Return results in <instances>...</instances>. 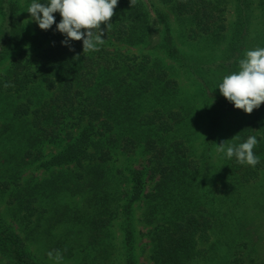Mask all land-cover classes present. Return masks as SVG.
Masks as SVG:
<instances>
[{
    "label": "trees",
    "instance_id": "16d2710c",
    "mask_svg": "<svg viewBox=\"0 0 264 264\" xmlns=\"http://www.w3.org/2000/svg\"><path fill=\"white\" fill-rule=\"evenodd\" d=\"M20 1L0 0V99L10 100L0 123V264H264V103L246 114L217 88L247 50L264 47V0L256 17L252 0H118L95 52H82V40L62 45L59 13L29 33ZM176 37L209 54L181 52ZM249 136L255 167L223 153L213 161L216 145ZM128 155L144 159L123 166ZM32 164L49 175L25 179Z\"/></svg>",
    "mask_w": 264,
    "mask_h": 264
},
{
    "label": "clouds",
    "instance_id": "9594fccd",
    "mask_svg": "<svg viewBox=\"0 0 264 264\" xmlns=\"http://www.w3.org/2000/svg\"><path fill=\"white\" fill-rule=\"evenodd\" d=\"M135 2L129 0L130 7ZM117 5L118 0H47V3L32 0L26 11L41 30L50 29L55 23L53 14L59 13L61 19L56 24V30L65 37L62 45L68 46L71 51L70 42L82 40V52H95L105 43L103 36L111 30L110 20ZM238 68V71L224 76L217 88L235 109L251 114L264 103V47L247 50L239 60ZM9 86L5 84V87ZM226 141L216 145L217 152L223 153L226 158L234 157L238 164L251 167L260 162L254 153L258 144L255 136H249L238 146L226 144ZM48 256L53 258V252H49ZM55 259H62L59 250H56Z\"/></svg>",
    "mask_w": 264,
    "mask_h": 264
},
{
    "label": "rangeland",
    "instance_id": "374dc122",
    "mask_svg": "<svg viewBox=\"0 0 264 264\" xmlns=\"http://www.w3.org/2000/svg\"><path fill=\"white\" fill-rule=\"evenodd\" d=\"M20 2H21V6H22L21 14L23 15L25 26L27 28V31L29 33H31L32 21L30 20V14L26 11L27 8L30 6V4L27 3L26 0H21ZM259 2H260V0H252V3H253L252 4V13H253L254 17L259 15V12H260ZM233 9H234V5H233V3H231L230 9H229V14H228V18L230 19V21H234V18H235V12H234ZM168 14H169V12H168ZM169 17H170L171 27L173 28V30L178 31L179 28H178V25H177L176 21L174 20L173 17H171L170 14H169ZM161 32H162V29L160 27H158L157 31H156V33L154 35V38H153V43L154 44H157V43L160 42ZM253 36L254 35L251 34V38ZM175 41L178 44L179 50H181V52H183V53H186V54H189V55H194V56H202V55H205V54H209V51L206 50V48H204V46H196L193 43H188L182 37H176ZM147 50L148 49L144 48V47H138V48H132V49H130V48L128 49V48L124 47V51L125 52H129V54L132 55V56L140 55L141 53L147 52ZM155 52L158 53L157 51H155ZM171 64H173V63H171ZM6 68H7V63H5L2 67H0V73L4 72ZM179 74L182 77V86H183V88H186V90L188 91L189 94L194 92V89H193L194 86H191L189 80L187 79V76L184 75V71L182 73L179 72ZM9 103H10V100L0 99V112H3V115H0V121H1L0 123L7 122V118L9 119ZM228 119H230L233 123H235L236 121H238V122L243 121L245 119V117L241 116V115H235V116L229 115ZM18 125L19 124H17L16 127ZM225 127L229 128V121L226 122V126ZM49 151L50 152H54L53 149H50ZM216 152H217V150H215V154L213 155L214 156L213 157V161L215 160V156L220 154L219 152H217V153ZM143 159H144L143 155H137V156H134V157H130L129 155L127 157L122 156L120 163L123 164V166H131L132 168H136L138 163L141 162ZM36 166H37V164H32V165H28V166L25 167V170H26V171H24L25 172V174H24V178L25 179L30 174H35L37 176H40V175H42L44 173L43 174L44 177L49 175V173H47L46 171L44 172V170L40 171L39 169H35ZM41 178H43V177H41ZM6 200H7L6 195L5 196H1L0 195V210H2V211H4V209H5L4 202ZM9 213H10V215L6 212V215H7V217L10 218L11 217V212H9ZM139 214H140L139 208L135 207V217H136V219L139 218ZM135 227H136L137 232L138 231H142V228H141V225H140L139 221L135 222ZM111 231L113 232V237H114L113 242L117 246V249H119V239H120V236H121V229L119 228L118 225H115ZM141 242H146V240L145 239L144 240H140V237H139V235L137 233V235H136V243L140 244ZM140 262L147 263L146 262V258L141 256L140 257ZM60 264H62V263H60ZM63 264H73V263L67 262V263H63Z\"/></svg>",
    "mask_w": 264,
    "mask_h": 264
}]
</instances>
